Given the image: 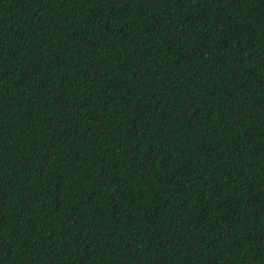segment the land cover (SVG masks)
Wrapping results in <instances>:
<instances>
[{
	"label": "trees",
	"instance_id": "obj_1",
	"mask_svg": "<svg viewBox=\"0 0 264 264\" xmlns=\"http://www.w3.org/2000/svg\"><path fill=\"white\" fill-rule=\"evenodd\" d=\"M0 264H264V0H0Z\"/></svg>",
	"mask_w": 264,
	"mask_h": 264
}]
</instances>
